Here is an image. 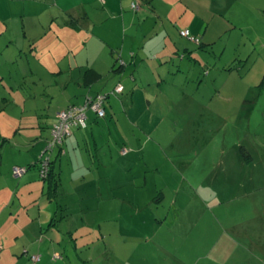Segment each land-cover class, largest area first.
Wrapping results in <instances>:
<instances>
[{
  "label": "crops",
  "instance_id": "0c3cea01",
  "mask_svg": "<svg viewBox=\"0 0 264 264\" xmlns=\"http://www.w3.org/2000/svg\"><path fill=\"white\" fill-rule=\"evenodd\" d=\"M134 2L139 3V8L132 7ZM14 10L17 12L13 13ZM1 16L12 19L14 29L19 24V36L22 29L25 35H31L33 44L27 59L21 60L15 53L11 61L17 62L16 67L17 64L25 66L27 76L36 79L33 83L40 90L33 92L35 98L47 95L57 103L56 109L47 105L50 129L62 109L83 103L103 77H112L111 83L120 77L118 81L124 85L123 95L105 104L106 118L110 111L115 113L120 108L121 102L123 105L135 102L137 85L158 88L157 99L160 92L168 97L169 92L161 88L174 71L195 73L197 61L200 63L198 72L204 71L206 80L213 78V84L218 87L220 99L210 112L231 119L236 128H239L238 120L246 119L248 137L255 132V114L264 125V0H0ZM186 29L201 38V43L179 37ZM23 47L20 46L21 52ZM182 47L191 53L189 58H195L194 65L190 59L186 60L187 53L182 54L181 63H176L175 56L180 55ZM210 54L216 56L214 61ZM88 69H95L102 78L87 84ZM24 75L21 77H27ZM199 76L194 74L191 81ZM12 81L17 85L20 78ZM74 81L78 86L68 91ZM33 94L30 92L32 97ZM42 101L44 104L47 100ZM35 110L29 118L41 119L37 111L42 110V106ZM87 115V127L75 128L60 146L59 151L66 150L64 157L70 160L82 145L89 144L92 148L98 145L97 133L101 134L100 129L106 126L105 120L94 113ZM24 117L22 113L20 120ZM40 127L46 129L47 126ZM35 135L43 138L46 133L43 130ZM47 140L45 136L43 142ZM258 144L245 138L220 150L222 157L218 164L223 170L218 173L226 186L208 196L200 195L199 208L209 213V225L192 224L187 216L183 217L182 225L178 223L169 228L173 235L168 240L158 237L160 240L151 247L152 255L139 257V264H264V147ZM23 148L13 150L19 154L31 151V154L12 161L10 170L31 161L37 166L36 158L38 155L39 160L43 147H31L27 151ZM4 155L0 152L2 163ZM34 172L30 169L20 182L30 185L31 177L37 174ZM57 177L61 184V173ZM26 193L27 197L33 195L31 191ZM10 194L8 188L4 194L0 191V200L5 203L14 200L15 194L12 198ZM48 196L41 198L39 218L36 208L27 205L28 214L18 222L22 228L12 229L16 239L11 235L10 239L5 238L0 230V264H35L32 254L40 255L38 264L92 263L94 257L90 253L81 256L77 252L79 257L75 260L70 256L62 234L72 227L68 225L63 229L49 221L57 210L53 211L54 200ZM174 203L176 205L177 201ZM5 211H0V215ZM15 213V216L19 214ZM5 214L13 217L8 211ZM191 232L198 237L193 240ZM82 240H71L70 244L77 250L85 245L80 243ZM143 244L144 248H150L149 243Z\"/></svg>",
  "mask_w": 264,
  "mask_h": 264
},
{
  "label": "rangeland",
  "instance_id": "374dc122",
  "mask_svg": "<svg viewBox=\"0 0 264 264\" xmlns=\"http://www.w3.org/2000/svg\"><path fill=\"white\" fill-rule=\"evenodd\" d=\"M13 22L4 16L0 18V152L4 155L6 150L3 163L0 161V191L4 194L8 188L11 198L13 193L15 197L7 203L0 200V211L6 209L10 215L16 211L19 214L8 218L5 211L0 215L1 235L10 239L14 227L22 228L18 222L19 218L23 219L28 214V204L36 208L39 218V205L44 196L49 198L48 195L54 200L53 211L57 210L49 221L63 229L68 225L72 227L62 234L70 256L75 260L76 256L90 253L94 257L91 264H139V257L152 255L151 247L160 240L158 237L168 240L173 235L169 228L178 223L182 225L183 217H188L192 224L209 225V213L199 208L202 204L200 195L208 196L226 186L223 176L218 173L223 170L218 164L223 147H232L237 140L245 138L255 140L260 147H264V125L260 124L258 114L253 120L255 132L248 137L246 119L238 120L239 128H236L231 119L226 120L210 112L220 99L218 87L213 84V78L206 80L204 71L198 72L200 63L197 61L195 73L174 71L161 88L169 92L168 97L160 92L157 99L158 88L137 85L135 102L123 105L120 100V108L115 113L110 111L108 117H99L89 109V115L94 113L106 122L104 129H100L101 134L97 133L99 144L93 148L89 144L82 145L75 151L72 160L64 157L66 150L60 152L56 148L45 151L48 147L43 139L45 136L48 140L52 138L47 108L53 105L56 109L57 103L47 95L35 98L33 92L40 90L33 83L36 79L27 76L25 66L17 64L16 67L17 62L11 61L15 53L21 60L27 59L33 44L31 35H25L23 29L19 36V24L14 29ZM182 35L179 37L183 40L201 43V38L191 34L190 30L189 35ZM22 45L23 52L19 50ZM180 50V55L175 56L177 64L183 61L181 56L185 53L189 54L186 60L190 59L193 65L196 63L194 57L189 58L191 53L184 51L183 47ZM210 58L214 61L216 56L210 54ZM194 74L201 77L191 81ZM18 78L20 82L15 85L12 80ZM119 79L116 78L113 83ZM112 80V77H103L91 92L108 93L114 86ZM71 85L68 91L78 86L75 81ZM113 89L109 91L111 94L106 105L115 96L123 95V92L114 93ZM43 91L44 88L41 89ZM43 99L47 101L41 104ZM36 105L42 106V110L37 111L41 119H30L31 113L36 112ZM22 113L25 117L20 120ZM16 118L18 121L15 122ZM43 130L46 135L36 137L35 133ZM14 147H25V151L31 147H43L39 160L38 155L36 158L38 167L32 161L27 165L18 164L26 167V172L30 169L37 172L31 177L30 185L20 182L26 172L15 176L14 168L10 169L12 161L20 160L21 155L27 156L31 151L19 154V151L13 150ZM260 151L262 153L263 149ZM42 158H49V164H55V172L61 173V184L56 191L49 189V175L44 179L41 177ZM27 191L33 195L27 197ZM205 208L208 209L206 202ZM32 220L40 223V220ZM160 225L165 226L159 228ZM196 234L191 232L193 240L198 237ZM12 238L16 239V235ZM80 239V243L85 245L76 250L70 244L71 240ZM145 242L150 248H144Z\"/></svg>",
  "mask_w": 264,
  "mask_h": 264
},
{
  "label": "built area",
  "instance_id": "2783aa9c",
  "mask_svg": "<svg viewBox=\"0 0 264 264\" xmlns=\"http://www.w3.org/2000/svg\"><path fill=\"white\" fill-rule=\"evenodd\" d=\"M134 9L139 8V3L134 2L132 4ZM183 35H189V30H183ZM194 40H197L193 37ZM124 85L118 83L115 92H123ZM106 94L98 93L96 96H87L86 100L80 105H69L67 108L62 109L58 113V120L52 126V138L47 141V150L52 151L63 145L65 140L73 134L74 128L87 127L88 110L92 109L99 117L106 116L105 99ZM44 151V152H45ZM27 171L26 167L15 166L14 173L17 176H22ZM41 177L46 178L50 172L49 158L41 160L40 166ZM35 264L40 262L41 257L39 254H33L31 256Z\"/></svg>",
  "mask_w": 264,
  "mask_h": 264
},
{
  "label": "trees",
  "instance_id": "16d2710c",
  "mask_svg": "<svg viewBox=\"0 0 264 264\" xmlns=\"http://www.w3.org/2000/svg\"><path fill=\"white\" fill-rule=\"evenodd\" d=\"M122 65H123V63H122ZM122 65L120 66V68H122ZM117 70H118V68H117ZM101 78H102V75L98 71H96L95 69H88V70H86L85 80H86V83L87 84H89V85L90 84H93V83L99 81ZM116 86L113 89V92L114 93H116L115 92ZM98 93H104V92H100L99 91V92H96V93L88 94L87 96H96ZM104 94H106V96H107L106 99H105V104H106L107 99H108L110 93L109 94L108 93H104ZM71 105H80V104H71ZM57 120H58V118H57ZM58 148L60 150L61 147H58ZM50 168H51L50 169V173H49V176L47 177V181H49V189H50V191H56L57 188H58V186H59V179H58L57 174H56V172L54 170V164L50 165Z\"/></svg>",
  "mask_w": 264,
  "mask_h": 264
}]
</instances>
